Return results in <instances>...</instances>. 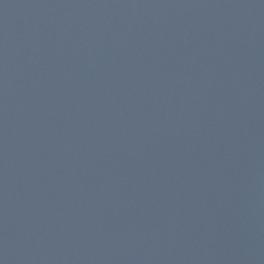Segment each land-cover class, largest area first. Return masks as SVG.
Here are the masks:
<instances>
[{"label":"water","instance_id":"water-1","mask_svg":"<svg viewBox=\"0 0 264 264\" xmlns=\"http://www.w3.org/2000/svg\"><path fill=\"white\" fill-rule=\"evenodd\" d=\"M0 264H264V0H0Z\"/></svg>","mask_w":264,"mask_h":264}]
</instances>
